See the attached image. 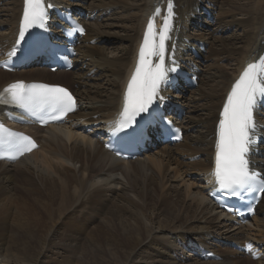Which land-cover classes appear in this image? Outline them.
<instances>
[{
  "label": "bare ground",
  "instance_id": "bare-ground-1",
  "mask_svg": "<svg viewBox=\"0 0 264 264\" xmlns=\"http://www.w3.org/2000/svg\"><path fill=\"white\" fill-rule=\"evenodd\" d=\"M52 1L57 5L69 3L68 0ZM127 1L92 0L91 5L99 2L100 8L116 6L127 10L130 8ZM134 1L138 2L133 3L137 15L129 28L94 26L86 19L87 35L81 44L87 45L78 47L79 57L75 61L77 72L82 67L79 79L75 70L54 74L42 68L14 74L0 70V92L6 85L17 81L43 82L71 88L81 103L80 110L69 118L66 125L44 130L28 129L39 141L40 149L13 164L0 162V264H43L40 260L42 251H48L55 245V238L60 237L65 253L71 254L80 242L84 244L86 252L95 259L90 264L148 261L170 264L168 260L174 251L171 249L193 251L197 256L195 264H264V217L261 218L264 216V195L251 223L240 226L213 204L207 192L211 187L209 173L213 168L215 132L226 94L245 63L264 54V0H174L178 21L172 35L181 52L188 50L184 61L187 65L196 64L203 87L213 82L219 90L210 85V93L184 87L178 94L172 93L176 103L188 109L193 107L198 112L207 108L208 114H199L192 119L185 117L180 121L170 116L175 125L186 132L184 141L157 151L153 147L158 143L154 141L147 152L131 161L115 158L106 151L99 131L103 128L100 123L110 120L121 109L124 88L136 64L143 31L155 4L161 0ZM23 2H10L13 9L9 34L0 36V41L3 40L0 56L6 54L15 41ZM85 2L87 0H80L74 5L88 9ZM108 9L112 8L103 10ZM203 10L208 11L211 18L217 20L218 28L227 34L209 44L206 56L199 49V42L209 40L208 35L199 34L197 37L191 32L194 26L208 24V15H204ZM102 42L105 45L100 46ZM195 47L200 61L190 51ZM223 60L227 63L220 66ZM205 62L211 63L205 65ZM84 66L95 70V76L101 73V77L108 81L93 92L85 90V85L93 80L96 83L98 79L84 73ZM213 70L216 72L209 73ZM198 103L204 104L197 107ZM0 114L3 116L2 110ZM258 120L263 121L261 117ZM260 150V159L254 158L253 161L254 167L264 174V146ZM196 156L201 159L190 161ZM100 217L106 225L95 222ZM84 222L98 224L87 232ZM213 231L219 232L221 238ZM81 232L88 233V236L83 238ZM189 233L196 234V238ZM169 235L173 241H169ZM220 239L232 240L229 245L253 242L263 259L253 261L232 248L222 252L217 249L220 247L217 240ZM98 245L105 246V254ZM205 249L219 255L220 261L206 262L201 257V250ZM149 252L152 257L144 259L143 255ZM99 253L107 261L100 262L96 257L100 256ZM155 255L159 260H155ZM83 262L80 260L77 264H85Z\"/></svg>",
  "mask_w": 264,
  "mask_h": 264
},
{
  "label": "snow or ice",
  "instance_id": "snow-or-ice-1",
  "mask_svg": "<svg viewBox=\"0 0 264 264\" xmlns=\"http://www.w3.org/2000/svg\"><path fill=\"white\" fill-rule=\"evenodd\" d=\"M52 5L46 0H25L19 41L34 27L44 28L48 19V9ZM169 2L167 15L162 26L157 28L156 17L161 9L157 8L149 18L142 44L138 52L135 70L127 84L123 107L114 121V134L134 128L137 117L147 113L157 101H163L160 89L176 72L174 59L172 65L166 64L167 41L171 39L173 10ZM76 31L84 32L83 27ZM13 48L8 56L14 57ZM264 99V56L256 62H250L233 84L223 106L218 124V142L216 145L214 177L222 192L237 195L241 190L252 192L256 185L264 193V179L249 167L250 146L256 140L257 125L254 108L257 101ZM0 105H13L32 116H40L43 123L60 122L77 108L75 97L61 86L43 83L18 81L8 85L0 92ZM47 114L46 116L43 114ZM170 123V122H169ZM36 147L28 136L11 131L0 124V159H16ZM8 153L7 157L5 153ZM251 248V245L248 246Z\"/></svg>",
  "mask_w": 264,
  "mask_h": 264
},
{
  "label": "rangeland",
  "instance_id": "rangeland-1",
  "mask_svg": "<svg viewBox=\"0 0 264 264\" xmlns=\"http://www.w3.org/2000/svg\"><path fill=\"white\" fill-rule=\"evenodd\" d=\"M8 1L9 0H3V1H0V36H2V35H8L9 34V32H8V27H9V22H10V16L12 15V6H10V2L12 1V0H10L9 1V3H8ZM69 1V0H68ZM71 1V0H70ZM77 1V3L78 2H80V0H76ZM86 1V0H85ZM90 1V2H89ZM127 2H130V4H129V6H130V8L128 7V9L127 10H122V9H118V7H107V6H104V7H99L98 6V4H99V2L97 3H94V5H91L92 4V0H87V2H85V4H84V6L87 8L88 7V9H90V10H88V9H84V7H82V6H80V5H77V6H74V7H78V8H80L81 10H83V12L85 13V15H87V16H91L90 18H88V22H89V24H94V26L96 25H102V26H105V25H116V26H118V27H122V28H124V27H126V28H129L131 25H132V19H133V17H135L136 15H137V10L135 9V5L136 4H138V2H135L134 0H128ZM136 3L135 5H133V3ZM133 7V8H132ZM107 9V8H112V9H108L107 11H104L103 9ZM114 9H116L115 11H114ZM91 10H94L95 12H93L92 13V11ZM102 11H104V12H102ZM127 11V12H126ZM204 11V10H203ZM103 13V14H102ZM207 12L206 11H204V15L206 14ZM221 12H218L217 14H220ZM92 14V15H91ZM128 16V17H127ZM130 17H132V18H130ZM127 18V19H126ZM130 18V19H129ZM119 19V20H118ZM8 23V24H7ZM217 23V20L215 19V18H213V20H208V24L206 23L204 26L201 24L200 26H198V28L197 27H193L192 29H191V32H193L192 34L194 35V36H197V37H199L198 35L199 34H204V35H208V38L207 39H209V40H207V41H203L202 43L205 45V48L204 49H202L201 50V52L204 54V56H206V55H208V49L210 48V45L209 44H213L214 42H216V39L215 38H218V37H221V36H227V34H223V31H221L220 30V28H218V24H216ZM213 29V30H212ZM115 30H117V29H115ZM220 30V31H219ZM206 32V33H205ZM230 33V32H229ZM4 35V36H5ZM229 35V34H228ZM1 41H3V40H1ZM1 41H0V43H1ZM201 42V41H200ZM87 45V43H82L81 44V48L84 46V45ZM89 45V44H88ZM103 45H105L104 44V42H102V43H100V46H103ZM107 46H109V48H112L111 47V45H108L107 44ZM115 47V46H114ZM196 48V47H195ZM197 49V48H196ZM82 58H84V57H82ZM196 60H201V58H195ZM84 60H86V59H84ZM211 62H209V63H207V62H205V65H207V64H210ZM222 63V64H221ZM227 62H226V60H223V61H221L219 64H221L220 66H224L225 64H226ZM204 64V63H203ZM232 65V63L230 64V66ZM205 70H206V67H203ZM226 68L227 69H229L228 68V66H226ZM83 71H84V73L85 72H87V75L89 76V77H92V78H94L95 79V77H96V83H93L95 80H93V82H91V83H88V84H90V87H89V85L87 86V85H85L84 87V89L85 90H90V91H95L96 89H97V87H99V86H102V85H104L108 80H107V78H105V77H101V73H98L96 76H95V70H93V69H91L90 67H86V66H84L83 67ZM81 71H82V67H80V69H79V71L77 72L76 70H75V76H76V78L77 79H79V75H80V73H81ZM103 71V70H102ZM77 72V73H76ZM209 72V71H208ZM216 71L215 70H213L212 72H209V73H215ZM51 74H53V73H51ZM75 76H70L69 75V77H71L72 79L74 78L75 79ZM87 76V77H88ZM86 79V78H85ZM48 81H52V82H55V81H53V80H48ZM76 82V81H75ZM105 82V83H104ZM62 84H68V83H62ZM96 84H97V86H96ZM70 85V84H69ZM210 85L212 86V89H214V90H219V87H217V84H213V82H211L210 83ZM210 85H208V86H205V87H203L202 85H201V83H200V80H199V85L197 86V88L196 89H198V90H204V91H206L207 93H210V91H211V88L209 87ZM89 87V88H88ZM75 88H77V86L75 85ZM94 89V90H93ZM84 90V91H85ZM101 92H102V90H101ZM204 103H198L196 106L197 107H201L202 105H203ZM183 108H184V115H183V117H189V119H192V118H195V117H197V115L199 116V114H204L203 116H206L205 114H208V109L207 108H204V110L201 108V110L198 112V110L197 109H194L193 107H189V109L186 107V106H183V105H181ZM191 110V111H190ZM189 112V113H188ZM195 113V114H194ZM202 125V124H201ZM194 134V136L196 135L195 133H193ZM162 148V146H157L155 149H154V151H157L158 149H161ZM172 149V148H171ZM173 149H176V148H173ZM185 159H187V157H185ZM201 159V156H196L195 158H193V159H189L190 161H198V160H200ZM188 160V161H189ZM131 161H133V160H131ZM174 186H176L175 184H174ZM178 190H180V187H179V189ZM264 216L263 215H261V218H263ZM102 220H104L102 217H100V218H98V219H96L95 220V222H97L98 221V223L99 222H101L102 223V225H106V223H103V221ZM85 223V226H86V230H87V232H90V229H92V228H94L98 223ZM106 222V221H105ZM101 225V226H102ZM188 225L189 226H192L191 225V223H188ZM73 229H75V228H73ZM72 229V230H73ZM73 232H76V231H73ZM83 232H81V235H83V238H86L87 236H88V233H86V232H84L83 234H82ZM213 234H215V236L217 235L218 236V238L220 237L221 238V236L219 235V232H215V231H213L212 232ZM191 234L192 233H189V236H191ZM170 237H168L169 238V241L170 240H172L173 241V239H172V235H169ZM192 237L193 238H196V234H192ZM58 239V240H57ZM55 238V245L53 246V247H51L48 251L47 250H43L42 251V255H41V262L43 263V264H77L80 260H84V262L83 263H85V264H90V263H92L95 259H93L94 257L92 256V255H90L88 252H86V249L87 248H85V246H84V244H82L81 242L79 243V244H77L76 245V248H74L73 249V252H71V254L68 252V253H65V251L63 250V246H64V242L62 241V239H61V237L60 238ZM217 241H219L220 243H219V246L220 247H217V249H222V252L224 251V250H227L228 248H232L233 250H235V248H233V246L232 245H229L228 243H231L232 242V240H217ZM66 242V241H65ZM67 243V242H66ZM75 243H73L72 245H74ZM83 245V246H82ZM174 246H176V243L175 244H173ZM239 245V244H238ZM237 245V246H238ZM100 246V247H99ZM169 246V245H168ZM240 246H242V244H240ZM61 247V248H60ZM79 247V248H78ZM82 247V248H81ZM85 248V251H83L84 250V248ZM99 249H100V251H102L101 253H103V254H105V246H103V245H98L97 246ZM102 247V248H101ZM104 249V250H103ZM174 250V251H173ZM205 250H207V251H209L211 254H213V255H215L217 258H218V260H216V259H206L205 261L206 262H212V261H220V256L219 255H217L215 252H212V251H210V250H208V249H205ZM45 251V252H44ZM104 251V252H103ZM171 251H173L172 252V254H171ZM171 251H169L170 252V258H169V262H170V264L173 262V263H178V264H195L196 262H197V260H196V257L197 256H195L194 254H193V251L191 252L189 249L188 250H185V251H175V249H171ZM47 252V253H46ZM80 252V253H79ZM82 252H84V253H82ZM101 253H99V255L100 256H96L97 257V259H99L100 260V262H105V261H107V259H105V257H104V255L103 254H101ZM77 254V255H76ZM86 255V256H83V255ZM45 255V256H44ZM74 255V256H73ZM85 258H83V257ZM89 256H90V258H89ZM155 256H157L156 257V259L155 260H159V257H158V255H155ZM154 256V257H155ZM92 257V258H91ZM95 257V258H96ZM150 257H152V253L151 252H149V253H146V254H144L143 255V258L144 259H149ZM78 258V259H77ZM69 259V260H68ZM200 259V258H199ZM72 260V261H71ZM98 260V261H99ZM203 260V259H202ZM76 261V262H75ZM88 261V262H87ZM94 264V263H93ZM135 264H154V263H152V261H148V262H142V263H135ZM156 264H160L159 262H157L156 261Z\"/></svg>",
  "mask_w": 264,
  "mask_h": 264
}]
</instances>
